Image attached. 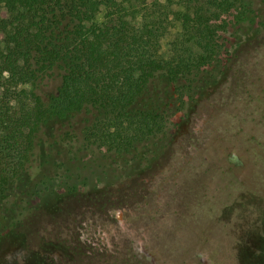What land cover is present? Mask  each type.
Returning a JSON list of instances; mask_svg holds the SVG:
<instances>
[{
    "label": "trees",
    "instance_id": "1",
    "mask_svg": "<svg viewBox=\"0 0 264 264\" xmlns=\"http://www.w3.org/2000/svg\"><path fill=\"white\" fill-rule=\"evenodd\" d=\"M263 5L0 0V210L22 202L30 185L33 202L55 197L35 193L56 165L45 142L49 122L80 128L64 144L80 137L87 149L116 155L153 153L177 137L188 107L263 35ZM26 222L13 224L20 235Z\"/></svg>",
    "mask_w": 264,
    "mask_h": 264
},
{
    "label": "rangeland",
    "instance_id": "2",
    "mask_svg": "<svg viewBox=\"0 0 264 264\" xmlns=\"http://www.w3.org/2000/svg\"><path fill=\"white\" fill-rule=\"evenodd\" d=\"M172 37L163 41L164 51ZM187 114L177 137L157 142L155 152L143 155L99 153L80 137L64 144L60 138L80 128L49 122L45 142L52 144L50 160L56 165L35 193L45 196L49 189L55 197L33 202L37 196L30 185L22 202L0 210V264L34 260L25 239L17 237L25 236L19 234L24 229L13 227L18 219L36 229L54 216H84L86 207L97 230L107 215L115 228L138 233L155 264L243 260V236L261 234L264 227V33L245 45L230 72ZM106 202L108 213L102 208ZM140 257V264L147 262L144 253ZM252 260L264 263V247Z\"/></svg>",
    "mask_w": 264,
    "mask_h": 264
},
{
    "label": "flooded vegetation",
    "instance_id": "3",
    "mask_svg": "<svg viewBox=\"0 0 264 264\" xmlns=\"http://www.w3.org/2000/svg\"><path fill=\"white\" fill-rule=\"evenodd\" d=\"M110 205L106 202L102 207L104 213L109 212ZM84 210V216H54L40 228L30 229V233L27 227L25 243L34 259L31 264H140V253L147 257L142 264H155L143 250L138 233L129 227L115 228L107 215L100 218L102 223L97 230L96 222L87 216L89 207ZM117 236L122 238L119 240ZM242 243L244 259L237 258L228 264H260L252 259L257 248L264 247V227L261 234H245Z\"/></svg>",
    "mask_w": 264,
    "mask_h": 264
}]
</instances>
